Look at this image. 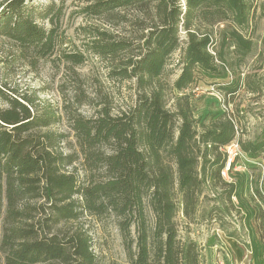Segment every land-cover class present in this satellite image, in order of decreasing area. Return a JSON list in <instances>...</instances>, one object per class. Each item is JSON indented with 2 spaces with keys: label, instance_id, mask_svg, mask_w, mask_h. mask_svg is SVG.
Masks as SVG:
<instances>
[{
  "label": "trees",
  "instance_id": "trees-1",
  "mask_svg": "<svg viewBox=\"0 0 264 264\" xmlns=\"http://www.w3.org/2000/svg\"><path fill=\"white\" fill-rule=\"evenodd\" d=\"M31 1L9 0L1 6L0 35L17 44L23 58L52 57L60 42L53 26L63 16L62 5L37 7ZM252 2L85 0L82 16L112 18L134 9L153 19L136 41H111L99 32V39L89 44L94 55L120 61L111 74L135 80L136 100L115 115L106 106L91 117L69 115L77 152L64 153L66 135L52 130L60 122L58 112L0 86L5 105L0 108L4 264H98L83 225L89 216L116 219L130 264H202L197 242L178 238L176 218L181 213L191 222L204 188L221 182L227 163L221 150L234 142L237 130L225 113L195 119L183 92L198 75L217 77L229 68L223 51L209 49L216 24L232 25L222 33L220 48H233L241 60L251 52V41L239 30L249 25ZM43 21L51 27L45 29ZM180 32L186 35L184 42ZM176 53L180 73L172 85L173 112L166 108L159 78ZM65 60L80 65L84 57L69 53ZM241 85L232 79L220 89L232 96ZM238 144L248 159L257 160L264 151V137ZM225 185L231 203L235 185Z\"/></svg>",
  "mask_w": 264,
  "mask_h": 264
},
{
  "label": "rangeland",
  "instance_id": "rangeland-1",
  "mask_svg": "<svg viewBox=\"0 0 264 264\" xmlns=\"http://www.w3.org/2000/svg\"><path fill=\"white\" fill-rule=\"evenodd\" d=\"M9 0H0L1 6ZM37 7L55 3L62 5L63 16L53 26L60 38L52 57L40 60L23 58L17 44L0 35V86L7 94L18 97L30 96L50 106L60 115V122L53 132L66 135L62 145L64 153L78 151L73 131L68 126V116L95 115L106 106L112 114L126 110L136 100L135 80L119 79L112 69L120 67V61L104 59L89 50V44L98 40L99 32L106 39L136 41L145 32L152 15L134 9L117 12L112 18L82 16L80 9L85 0H33ZM249 25L239 32L251 41L252 50L241 60L233 48H220L222 33L232 28L231 23L216 24L213 29L214 43L211 52L221 50L230 64L226 74L217 77L198 75L197 82L183 92L189 97L193 117L209 119L225 113L236 126L235 139L241 142L256 141L264 137V0H253ZM45 29L51 27L40 22ZM210 31V29H209ZM184 42L186 35L180 32ZM81 54L84 62L73 65L65 56ZM213 54V53H212ZM178 53L168 61L160 76L167 94L166 108L174 112L176 94L172 91L175 78L180 73L176 64ZM241 80V87L232 96H226L220 85ZM178 95V94H177ZM5 105L0 102V108ZM241 154L234 158L221 173V182L215 181L204 188L198 203V212L191 222L179 213L176 218L178 238L195 240L202 264H264V151L257 160ZM76 168L80 170L77 163ZM232 183L235 191L228 201L227 186ZM180 200V195H176ZM0 204V229L4 218V202ZM84 229L92 238V250L98 264H130L126 245L113 216L94 218L83 222ZM1 232V231H0ZM0 252V264H4Z\"/></svg>",
  "mask_w": 264,
  "mask_h": 264
},
{
  "label": "built area",
  "instance_id": "built-area-1",
  "mask_svg": "<svg viewBox=\"0 0 264 264\" xmlns=\"http://www.w3.org/2000/svg\"><path fill=\"white\" fill-rule=\"evenodd\" d=\"M221 151L226 153L228 164L232 162L234 158L238 157L241 154V152L239 151V144L236 140H234V142H232L231 144L223 147Z\"/></svg>",
  "mask_w": 264,
  "mask_h": 264
}]
</instances>
